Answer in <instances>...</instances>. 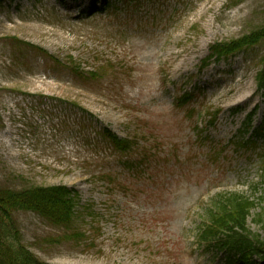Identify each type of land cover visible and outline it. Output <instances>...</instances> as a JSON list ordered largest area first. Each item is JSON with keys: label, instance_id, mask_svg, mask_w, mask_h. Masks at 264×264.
<instances>
[{"label": "rangeland", "instance_id": "374dc122", "mask_svg": "<svg viewBox=\"0 0 264 264\" xmlns=\"http://www.w3.org/2000/svg\"><path fill=\"white\" fill-rule=\"evenodd\" d=\"M105 1L0 0V189L75 199L67 225L16 212L23 244L50 264H225L198 237L220 195L264 197V162L234 146L264 121V44L201 67L264 27V0Z\"/></svg>", "mask_w": 264, "mask_h": 264}, {"label": "trees", "instance_id": "16d2710c", "mask_svg": "<svg viewBox=\"0 0 264 264\" xmlns=\"http://www.w3.org/2000/svg\"><path fill=\"white\" fill-rule=\"evenodd\" d=\"M96 7L92 8L94 11ZM264 44V27L241 40L230 43H217L211 47L210 59H229L242 51ZM259 92L264 95V56L261 70L257 75ZM252 122V115L248 118ZM264 125L255 131L262 137ZM104 135L110 139L117 150L129 152L131 142L120 140L109 130ZM247 140L244 146H255L256 142ZM242 145V147H243ZM130 169L133 163H128ZM75 199L66 187H32L24 191L12 192L0 189V264H49L40 260L22 241L15 220L18 211L37 213L45 220L59 225L71 223L74 215ZM264 233V197L252 199L237 194L228 197L221 195L208 212V223L200 229L199 240L226 255V264H264V236L253 233L248 220Z\"/></svg>", "mask_w": 264, "mask_h": 264}]
</instances>
